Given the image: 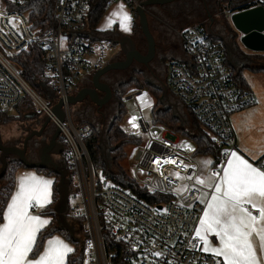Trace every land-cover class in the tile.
<instances>
[{"label": "built area", "instance_id": "obj_1", "mask_svg": "<svg viewBox=\"0 0 264 264\" xmlns=\"http://www.w3.org/2000/svg\"><path fill=\"white\" fill-rule=\"evenodd\" d=\"M26 1L0 0V116L10 115L23 96H28L37 112L59 129L66 146L63 159L72 173L67 215L82 221L86 233L82 264H215L213 256L202 251L203 241L196 235L201 194L211 195L213 191L195 182L199 177L193 160L196 148L176 131L154 126L146 115L149 107L141 109L136 102L139 113L133 117L137 127L129 123L132 118L128 120L134 131L146 136L136 147L131 177L155 200L148 202L107 181L98 184L86 144L94 127L88 122L78 123L68 102L80 85L105 67L106 51L115 48L112 42L102 40L103 36L95 40L81 35H89L87 13L93 0H53L51 16L44 24L11 10ZM125 1L135 11L147 0ZM259 6L264 7V0H256L249 9ZM176 35L184 58L169 62V87L180 103L191 107L218 144L235 150L230 117L253 105L255 94L237 81L226 44L216 39L208 25L194 24ZM31 46L43 53V69L37 79L46 89L44 96L30 86L15 64L17 56ZM79 77L83 80L75 85ZM143 95L136 92L127 99ZM60 101L62 122L53 111ZM169 158L175 163H166ZM262 164L264 155L256 166Z\"/></svg>", "mask_w": 264, "mask_h": 264}, {"label": "trees", "instance_id": "obj_2", "mask_svg": "<svg viewBox=\"0 0 264 264\" xmlns=\"http://www.w3.org/2000/svg\"><path fill=\"white\" fill-rule=\"evenodd\" d=\"M256 0H216L215 5L222 14L229 12H237L249 9L254 5ZM115 0H93L89 6L87 13V25L86 31L95 36L107 35V32L98 31L97 27L111 5ZM53 0H29L26 1L24 6H12L11 10H17L21 13L28 15L31 20L36 19L39 24L47 22L51 16V7ZM131 12L135 15L134 9ZM230 16V15H228ZM134 23V22H133ZM231 34H234V29L231 24L228 26ZM134 29V26H133ZM141 29V28H140ZM109 35V34H108ZM107 35V36H108ZM112 36V35H111ZM109 35V37H111ZM220 41V40H219ZM42 51L37 50L31 46L28 50L23 51L15 59V64L20 70L23 78L35 89L39 94L46 95V89H44L37 79L38 72L43 69ZM252 60L255 66H249L251 71L255 73L264 74V53H252L247 56ZM37 68V71H35ZM147 73L144 70L138 68L134 69L127 80L121 81L114 88V96L116 102V115L113 117L109 126L106 127L105 136L102 135L95 122L86 121L82 119H76L78 123L88 122L94 127V134L87 140V148L89 150L90 158L97 176L98 184L101 185L104 181L117 185L131 193L141 196V198L152 202L155 198L145 195V191L142 187L129 175L127 169L123 166V161L128 157L127 149L130 147H136L144 142V138L141 135L128 133L120 127L126 116V107L124 96L125 93L131 88L145 90L152 95L156 101V105L151 109L152 124L154 126H164L168 129L176 131L182 136L186 137L195 146L194 155L211 156L213 158V166L218 165L223 160V146L218 144L211 135L201 126L200 122L195 118L190 106L185 103H181L180 116H175L173 109L168 104L164 103L167 95L170 98H174L175 94L165 82L164 86L158 83H154L148 80ZM243 71H235V77L240 83L243 89H248L246 81L242 75ZM149 76V75H148ZM176 98V97H175ZM17 109V116L1 115L0 116V129L3 125L10 122L16 123L19 118H24L25 115L37 112V109L28 96H23L21 102L15 107ZM108 140V149L105 151L104 141ZM61 143L65 147L64 141ZM1 157V153H0ZM2 162L0 158V170ZM25 167L15 157L8 158V167L5 175L0 178V223L2 222V212L6 208L7 202L10 199L14 187H15V173L18 169ZM40 172L46 173L49 176H53L56 179L54 186V195L52 204L47 207L43 213L53 220L44 230L39 233L37 238V247L34 254L38 255L43 250L45 241L55 234L62 235L69 243L73 245V252L68 255L66 264H82V253L86 240V233L82 224V221L69 218L66 215L70 225L74 227V234L70 231L61 229L59 227L58 216L54 211V207L59 200V193L57 191V184L60 180L58 174L52 170L36 169ZM70 179L72 173L69 174ZM145 195V196H144ZM31 254V257L34 255ZM223 264L222 261H220Z\"/></svg>", "mask_w": 264, "mask_h": 264}, {"label": "snow or ice", "instance_id": "obj_3", "mask_svg": "<svg viewBox=\"0 0 264 264\" xmlns=\"http://www.w3.org/2000/svg\"><path fill=\"white\" fill-rule=\"evenodd\" d=\"M123 7L121 4L120 11L113 12L111 17L118 16L120 29L129 32L131 16L123 11ZM113 23V19L107 20L108 27ZM135 120L136 117H132L129 121L134 128L137 127ZM181 146L193 150L190 145ZM225 155L229 159L226 167L221 169L222 176L213 171L207 178H196V184L213 189L210 199L209 193L201 194L200 202L206 207L196 235L203 241L202 251L211 253L215 264H221L216 257L222 258L223 264H260V258L264 257V164L253 166L234 151ZM165 162L175 163L171 158ZM202 163L208 167L212 161ZM52 183L30 173L17 178L16 190L2 212L0 264H66L73 249L55 237L45 242L42 252L34 254L38 233L49 221L31 214L29 209L43 208L51 202ZM208 234L215 236L218 246H212ZM253 237L258 238L259 255ZM30 254L34 255L30 257ZM153 255L158 257L160 254Z\"/></svg>", "mask_w": 264, "mask_h": 264}, {"label": "water", "instance_id": "obj_4", "mask_svg": "<svg viewBox=\"0 0 264 264\" xmlns=\"http://www.w3.org/2000/svg\"><path fill=\"white\" fill-rule=\"evenodd\" d=\"M177 0H147L142 3L141 7H138L135 12L139 18V24L141 28V33L145 38L147 43V53L142 54L136 47L135 42L128 36H124L120 40L114 41L108 36L104 37L102 40L110 41L113 43L114 47L119 46L124 53V61H111L105 65V67L93 75L91 79V87L83 89L69 97L68 102L75 106L84 102L85 98L88 97L90 101L98 107H103L112 98V90L110 86L101 81L102 77L107 73L112 71L127 70L136 61L140 64L148 66L156 57V42L154 36L150 30L148 22V8L150 7H160L165 8L167 5L174 3ZM169 15L172 13L168 9H163ZM231 26L234 29L233 35H220L213 31L209 27L213 34H217L216 39L224 42L228 48V61L230 65L233 63L235 57L240 58L244 52L251 53H264V7L259 6L252 9L243 10L240 12L230 14ZM84 36L92 37L95 40H101L98 35H88L81 34ZM106 35V34H105ZM104 35V36H105ZM108 35V34H107ZM240 46L242 48H240ZM242 58H248L247 56ZM99 93H103L104 97L100 98ZM166 102L169 103V96L166 90ZM174 111L175 116H180V108L182 104L179 101H175L171 106H169ZM62 101H60L54 108L53 111L57 118L62 122L64 120V115L62 112ZM150 109H146L148 113V118H150ZM48 120H50L48 118ZM60 135L59 129H57L58 137ZM56 137H54L51 143L47 144L46 150L44 151L40 161L31 162L26 158V147L20 149L16 146H8L4 143L2 138V133L0 129V153L2 167L0 170V178H2L8 167V158L15 157L24 166L32 169H42V170H52L59 175L60 180L56 186L59 193V200L54 207V211L58 216L59 227L61 229L70 231L74 234V227L70 225L67 220L68 212V202L70 195V184L71 179L69 177V170L66 166L65 161L57 162L53 158V155L60 154L62 150L56 151V147L59 144L56 142ZM105 151L108 149V140L104 141ZM60 147V146H59Z\"/></svg>", "mask_w": 264, "mask_h": 264}, {"label": "rangeland", "instance_id": "obj_5", "mask_svg": "<svg viewBox=\"0 0 264 264\" xmlns=\"http://www.w3.org/2000/svg\"><path fill=\"white\" fill-rule=\"evenodd\" d=\"M195 1H196L195 6L190 5L189 10L185 13H181V14H177L175 16H171L165 11L164 12L165 18H163L162 23H157L151 15H148V22H149L150 30L154 36L156 44H157V42L159 43V41H158L159 24L162 27H165L166 29H168L172 34H175V32H177V31H182L183 29H185L191 25H194V24H204V25H208V26L212 24L211 26L214 27V29H215V27L222 28L224 30V31H222L224 33V35H226V36L227 35H233V34H231V32L229 31V28H228V26H230V24H232L230 21V17L228 16L231 14V12L227 11L225 16H222L219 9L216 8V5H215L216 0H195ZM121 4H123V6H124L123 11L128 13L131 16V21L133 20V22H134L133 23V26L135 29L134 36L141 38V29H140V24H139V18L137 15L135 17V15L129 10V4H127V2L125 0H115V2L111 5L110 9L106 13V16L104 17V19L102 20L100 25L102 27H105V28H110V29L115 28L114 31L116 33H121V30L119 27V17L118 16L111 17V14L113 12L118 13L120 11L119 6ZM109 18L113 19V21H114V23L111 27L107 26V20ZM213 22H214V24H213ZM107 33L110 36L113 35L112 32H107ZM143 44H144L145 50H146L147 46H146L145 41H143ZM240 48H242V47L240 46ZM117 53H118V49H116V48L106 51L105 63H108L109 61L114 60V58L117 56ZM244 53L245 54H243V56H245V57L250 55V52H244ZM235 59H238V58L235 57ZM168 64H169V62H168ZM168 64H167V66H168ZM258 64H260V62H256V64L253 63V65H258ZM261 65H264V62H262ZM35 71H37V68ZM243 75L246 78H248V80L251 81L252 84L259 90V93L261 94V99H262V105L259 109H256V110L253 109V110H251V112H249L247 109L251 108L252 107V105H251V106H248V107L237 112V114H240L243 111L244 112L247 111V113L243 117V119L237 121V124H239V128L241 131V134H240L241 140L238 142L239 150H241V152L243 154H249V155L253 156L255 154H259L261 152H264V74L255 73V72L251 71L250 69L246 68L243 70ZM128 76L129 75L125 76L123 80H127ZM147 77H148L149 81L154 82V83H158L160 85L162 84L163 86L166 82L165 78H163V79L158 78L157 79L153 75L148 74V73H147ZM82 80H83V77H79L78 79H76L75 85H78ZM136 92H143L144 95L141 97H137L136 100L135 99H127V98H130L132 95H134V93H136ZM256 95H257V92L255 91V96ZM256 99L258 100V95H257ZM124 100H125V107H126V116L124 117L123 122L120 124V127L128 133L138 134V135L143 136V138L146 137L145 134H143L141 131H138V132L134 131L128 125V120L139 113V108L136 105V102H138L141 109H145V108L149 107L148 109L151 110L154 107V105H156V101L153 99V97H152V95H150V93H147L145 90L135 89L133 87H131L125 93ZM164 103L169 104L165 100H164ZM80 107H81L80 104L72 106V111L75 112L77 110H80ZM112 108L114 109V113H112V115H113V114H115V109H116L115 99L113 100V107ZM16 110L17 109L12 110L10 115H12L14 117L17 116ZM112 115H111V117H112ZM146 115L148 118V113H146ZM22 119L19 118L18 121L22 120ZM148 119L152 122L151 112H150V118H148ZM91 122H95V121H91ZM95 123L97 124L98 129L100 130L102 135L105 136L106 126L103 124V122L102 121H96ZM107 123H108V121H107ZM16 124L17 123L14 124V122H10V123L5 124L4 126L1 127L3 132H5L4 133L5 137H11L12 136L13 130L16 127ZM136 147H138V146H136ZM136 147H130L127 149L128 157L122 163L123 166L129 172L130 176L134 175L135 156L137 153ZM228 148H230L228 145H225L223 147V154L230 152V151H226V150H228ZM193 160L200 168L199 177L207 178L214 171L212 164L208 167H205L204 164L202 163L203 161H209V160L212 161V163H213L214 160L211 156L194 155ZM221 169H219V170H221ZM215 171H217V169ZM70 247L73 248V245L71 243H70Z\"/></svg>", "mask_w": 264, "mask_h": 264}, {"label": "flooded vegetation", "instance_id": "obj_6", "mask_svg": "<svg viewBox=\"0 0 264 264\" xmlns=\"http://www.w3.org/2000/svg\"><path fill=\"white\" fill-rule=\"evenodd\" d=\"M195 3H196L195 0H177L174 3L167 5L165 8H160V7L148 8V15H151L157 23H162L163 18H165L164 17L165 11L163 9H168V11L172 13V16H175L177 14L187 12L190 8V5L195 6ZM225 14H222V16H225ZM211 25L209 26L213 31H215L218 34L223 33L222 31L224 30L222 28L215 27L214 29V27H212ZM158 32H159V37H158L159 43L157 42L156 44L155 59L151 63H149L148 66L133 61L132 65L127 70L112 71L107 73L105 76H103L101 81L103 83L108 84L112 90L111 100L103 107H98L95 104H93L88 97H86L84 102L80 104L81 106L80 110L74 112V115L77 119H82L86 121H95V122L102 121L106 127L109 126V123L116 115V110H117L115 109V114L112 115V113H114V109L112 108L113 100L115 99L114 88L121 81H123L125 76L131 75L132 71L136 68L140 70H144L145 72H149L157 79L158 78L163 79V76L167 70L168 59L172 58L173 49L177 50V48H180V44H179L180 41L177 42L176 38L174 37V34H172L165 27H162L160 24H159ZM134 34H135V29H132V32L130 34L114 33L110 38L116 41L122 39L124 36H128L131 39H133L137 49L142 54H146L148 48H146L145 50V46L143 44V41H145L144 36L141 33V38H140V37H135ZM222 35H224V33ZM115 48L118 49V53L113 61H124L125 57L123 51L120 49L119 46ZM89 87H91V81L88 79V81L85 82V84L81 86L76 93ZM99 96L100 98H103L104 94L99 93ZM16 123H17L16 127L14 128L11 137H5L4 134L5 132H3V130L1 129L4 143L8 146H16L20 149H24L26 147V152H25L26 158L31 162L40 161L44 151L46 150L45 148L47 147V144L51 143L52 139L56 137L57 128L50 120H48L39 112H33L31 114H27L24 116L22 120H19ZM61 141L62 139L60 135L56 137V142L59 144L60 147L57 146L55 150L56 151L62 150L60 154L53 155V158L57 162L64 161L63 157L65 154V147L61 143Z\"/></svg>", "mask_w": 264, "mask_h": 264}, {"label": "crops", "instance_id": "obj_7", "mask_svg": "<svg viewBox=\"0 0 264 264\" xmlns=\"http://www.w3.org/2000/svg\"><path fill=\"white\" fill-rule=\"evenodd\" d=\"M110 9V8H109ZM129 10L131 11V9L129 8ZM108 12V11H107ZM105 16H106V14H105ZM104 16V17H105ZM104 17H103V19H104ZM102 19V20H103ZM102 20H101V22H102ZM101 22L99 23V25H98V27H97V29H98V31H101V32H112L113 34L114 33H116L114 30H115V28H105V27H102L100 24H101ZM132 29H133V20L130 22V31L129 32H124V31H122L121 29V33L122 34H130L131 32H132ZM176 33V32H175ZM221 35V34H220ZM102 36H104V35H102ZM101 36V37H102ZM104 37H106V38H108V36L107 35H105ZM174 37L176 38V41L178 42L179 40H178V38H177V35L176 34H174ZM179 44H180V42H179ZM173 54V56H172V58H170V59H168L169 61L168 62H170L171 60H173V59H176V58H184V53H183V51H182V48H181V45H180V48H177V50H174L173 49V52H172ZM250 54H252L251 52H250ZM242 57H244V56H242ZM242 57H240V58H238V59H233V63H232V67L235 69V71H238V70H244V69H246V68H248L249 66H255V65H253V61L252 60H250V59H248V58H242ZM109 62H111V61H109ZM108 62V63H109ZM230 64V63H229ZM169 65V64H168ZM248 69H250V68H248ZM167 72H168V66H167V70H166V72H165V74H164V76H163V78H165V80H166V82H167ZM242 75H243V73H242ZM243 78H244V80L246 81V84H247V86H248V91H251L252 93H254L255 94V91L257 92V95H258V100L256 99V102L252 105V107L251 108H249V109H247L249 112H251V110H256V109H259L260 107H261V105H262V99H261V94L259 93V90L252 84V82L251 81H249L248 80V78H246L244 75H243ZM90 81H91V79H89ZM87 82V81H86ZM85 84V83H84ZM83 85V84H82ZM82 85H80V87L82 86ZM79 87V88H80ZM78 88V89H79ZM78 91V90H77ZM76 91V92H77ZM257 95L255 96L256 98H257ZM169 100H170V102H169V106H171L175 101H178L175 97L174 98H170L169 97ZM166 101V100H165ZM181 109V108H180ZM248 112V113H249ZM246 113H247V111L246 112H242V113H240V114H237V112H236V114L234 113V115L232 114L231 115V117H230V119H231V123H232V125H233V128H234V133H235V143H236V149L235 150H231V148H228V150H226V151H230V152H232V151H234V152H236L238 155H240L242 158H244V159H246V160H248V162L249 163H252L253 164V166H256V162L264 155V152H261V153H259V154H255V155H253V156H251V155H249V154H243L242 152H241V150H239V145H238V142L241 140V138H240V134H241V131H240V128H239V124H237V121H239V120H241V119H243V117L246 115ZM230 147V146H229ZM229 159V157L228 156H226L225 158H223V160H222V162L221 163H219L218 165H216V166H213V163H212V167H213V169H214V171L217 169V171L216 172H218L219 173V175L220 176H222L223 175V172H222V170H219V169H221V168H223V167H226V165H227V160ZM198 166V165H197ZM257 167V166H256ZM198 168H199V166H198ZM26 173H30V174H32V175H34L35 177H37L38 179H44V180H51V181H53V183H52V185H51V197H50V199H51V202L50 203H48L45 207H43V208H40V207H33V208H31V209H29V211H30V213L31 214H33V215H39V216H41L42 218H44V219H47L48 221H49V223L42 229V230H44L46 227H48V225L51 223V221L53 220V218L52 217H49V216H47L46 214H44L43 213V211L47 208V207H49L51 204H52V201H53V195H54V186H55V182H56V179H55V177H53V176H49V175H47L46 173H43V172H40V171H38V170H36V169H32V168H25V167H22V168H20V169H18L17 170V172L15 173V187H14V191L16 190V183H17V178L18 177H20V176H22V175H24V174H26ZM199 174H200V168H199ZM206 188V187H205ZM207 189H210V188H207ZM13 191V192H14ZM209 199H210V195H209V197H208ZM201 203V202H200ZM201 205H202V211H201V214H200V218H199V222H198V228H199V226H200V219L202 218V216H203V211H204V209H205V207H206V204H204V203H201ZM1 223H3V221L1 222ZM41 230V231H42ZM38 235H39V233H38ZM53 237H55V238H58V239H60V240H62V241H64V243H66L67 245H69L70 246V243L62 236V235H60V234H55V235H52L51 237H49L48 239H51V238H53ZM38 238V237H37ZM47 239V240H48ZM208 239H209V241H210V243L212 244V246L213 247H216V246H218V241H217V239L215 238V236L213 235V234H208ZM46 240V241H47ZM45 241V242H46ZM253 243L255 244V245H257V251H258V255H259V248H258V244H259V241H258V238H256V237H253ZM72 248V247H71ZM73 249V248H72ZM43 251V250H42ZM208 254H211V253H208ZM212 255V254H211ZM30 257H31V254H30ZM68 257V256H67ZM217 259L218 260H220V261H222V258H220V257H217ZM66 263H67V258H66ZM260 264H264V257H261L260 258Z\"/></svg>", "mask_w": 264, "mask_h": 264}]
</instances>
